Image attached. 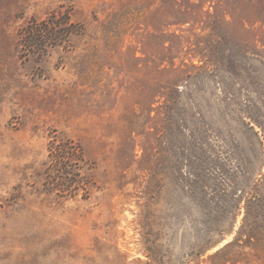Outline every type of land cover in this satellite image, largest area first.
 I'll return each mask as SVG.
<instances>
[{"label":"rangeland","instance_id":"374dc122","mask_svg":"<svg viewBox=\"0 0 264 264\" xmlns=\"http://www.w3.org/2000/svg\"><path fill=\"white\" fill-rule=\"evenodd\" d=\"M0 264H264V0H0Z\"/></svg>","mask_w":264,"mask_h":264},{"label":"trees","instance_id":"16d2710c","mask_svg":"<svg viewBox=\"0 0 264 264\" xmlns=\"http://www.w3.org/2000/svg\"><path fill=\"white\" fill-rule=\"evenodd\" d=\"M62 19L66 23L68 18L65 17V14H62ZM66 24H60V22H52V24H49L48 21L45 20L41 22L34 21L28 23L22 29L20 46L30 48L32 50H41L42 46H46V40L50 39L49 37H52L54 32L59 31L58 33H60V30ZM52 147L53 146L50 147V163L47 166L49 172L57 170V172L61 173L64 177V184L61 185L60 188L62 190L60 189V192L67 193L69 188L73 185H84L85 179L83 177L76 181H72L70 178L73 175V170L69 161L75 156V148L70 145L69 141L62 142L54 148Z\"/></svg>","mask_w":264,"mask_h":264}]
</instances>
